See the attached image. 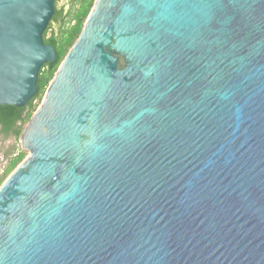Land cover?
Instances as JSON below:
<instances>
[{
	"label": "water",
	"instance_id": "water-1",
	"mask_svg": "<svg viewBox=\"0 0 264 264\" xmlns=\"http://www.w3.org/2000/svg\"><path fill=\"white\" fill-rule=\"evenodd\" d=\"M55 13L0 0V106ZM20 144L0 264H264V0H96Z\"/></svg>",
	"mask_w": 264,
	"mask_h": 264
},
{
	"label": "trees",
	"instance_id": "trees-1",
	"mask_svg": "<svg viewBox=\"0 0 264 264\" xmlns=\"http://www.w3.org/2000/svg\"><path fill=\"white\" fill-rule=\"evenodd\" d=\"M72 9L65 14L64 8L58 7L56 3V14L51 21L44 35L45 43L54 46L57 59L54 64L48 63L43 65L39 74L38 92L28 102L24 108L13 106H0V119L6 131H9L11 125L15 124L17 130L15 132L18 139L21 140L25 127L30 122L38 108L43 102L46 91L55 77L60 65L65 60L70 49L78 40L86 20L93 10L96 0H72ZM57 25V27H55ZM20 147V146H19ZM19 155L13 160L6 173L0 180V186L10 176V174L24 161L27 157L21 148Z\"/></svg>",
	"mask_w": 264,
	"mask_h": 264
},
{
	"label": "flooded vegetation",
	"instance_id": "flooded-vegetation-1",
	"mask_svg": "<svg viewBox=\"0 0 264 264\" xmlns=\"http://www.w3.org/2000/svg\"><path fill=\"white\" fill-rule=\"evenodd\" d=\"M61 1L62 0H59L58 7L60 9L64 8L65 14H68V12L72 9L73 1L63 0L65 3L63 6L60 7ZM16 130H17V126L15 124L14 125L12 124L9 131H6L0 119V180L6 173L11 163H13V160L20 154L19 153V149L21 148L19 147L20 139H18V137L15 134Z\"/></svg>",
	"mask_w": 264,
	"mask_h": 264
},
{
	"label": "rangeland",
	"instance_id": "rangeland-1",
	"mask_svg": "<svg viewBox=\"0 0 264 264\" xmlns=\"http://www.w3.org/2000/svg\"><path fill=\"white\" fill-rule=\"evenodd\" d=\"M64 3H65V2L62 0L61 3H60V7L63 6ZM55 27H57V25H55ZM19 145H20V147H21L20 140H19ZM5 149H6V148H5ZM27 155H28V154H27Z\"/></svg>",
	"mask_w": 264,
	"mask_h": 264
}]
</instances>
